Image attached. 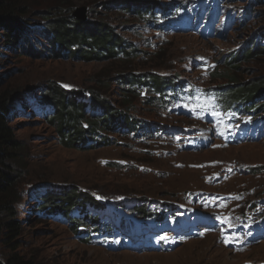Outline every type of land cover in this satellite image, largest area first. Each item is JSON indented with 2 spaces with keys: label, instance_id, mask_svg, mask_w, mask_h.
<instances>
[{
  "label": "rangeland",
  "instance_id": "obj_1",
  "mask_svg": "<svg viewBox=\"0 0 264 264\" xmlns=\"http://www.w3.org/2000/svg\"><path fill=\"white\" fill-rule=\"evenodd\" d=\"M20 1L30 31L0 49V90L13 93L8 121L22 145L17 201L3 217L19 222L17 251L41 264H264V89L247 97L264 87V53L245 56L264 45V0ZM140 1L153 12L136 13ZM60 18L104 24L126 53L55 54L42 32ZM123 75L145 79L131 98ZM51 89L86 105L97 95L140 128L65 142ZM66 190L82 193L89 225L40 207L47 191ZM10 247L0 241V259Z\"/></svg>",
  "mask_w": 264,
  "mask_h": 264
},
{
  "label": "trees",
  "instance_id": "obj_2",
  "mask_svg": "<svg viewBox=\"0 0 264 264\" xmlns=\"http://www.w3.org/2000/svg\"><path fill=\"white\" fill-rule=\"evenodd\" d=\"M144 3L146 2L140 1V5L138 3L137 5L133 4L136 7V13L151 14L153 5L143 7L141 4ZM125 4L127 6L132 5L129 2H125ZM26 13H28V10L22 1L0 0V49L1 46L12 47L17 45L19 41L26 40V32L30 31L26 27L27 19L24 17ZM54 22L45 24L42 35L47 38V41L49 40V44L55 54H60V51L65 48H68L69 51L73 48V51H71L73 54L82 52L85 58L97 60L113 58L118 53H126L124 47L120 45V40L104 24L94 28L89 23L83 25L72 18L69 20L60 18ZM258 53H264V45L257 47L256 44H253V46L245 49L246 57ZM236 58L237 56L232 55L228 64H232ZM151 78V85L156 90L162 89L161 85L164 80L155 76H151ZM120 79L122 83L125 82L127 84V88L123 90L129 92L127 96L130 98V93L133 92L132 86L136 82L137 84L145 82L144 77L140 76L129 77L128 75H123ZM256 87H258L256 90L248 92L249 95L247 97L250 98L259 90L264 89L261 85H256ZM170 88H173V86H170ZM241 91V93L246 94V91ZM50 95L53 97H48V100L54 108L52 120H58L60 136L65 142L71 139L75 141L76 145L84 144L88 140L96 142L95 136L102 129H113L119 133L125 131L129 134H135L134 132L140 128L139 119L134 118L128 112H113V109L104 105L103 100L97 95H92L88 105L80 100L81 96L79 93H77V97L71 98L73 100L72 103L71 101H64L63 97H60L54 89H51ZM12 96L13 93L0 90V241L11 246L8 252L2 255L0 264H41L37 260L24 256L17 251V245L10 241L15 237L19 222L17 220L7 221L3 218L6 214L11 213V204L17 201L16 184H14L13 179L15 178L14 173L16 174L15 169L20 166L21 159L19 154L22 150V145L15 137L8 121L9 102ZM128 103L129 101L124 102V104ZM260 106L262 104L258 106L251 104L249 107L254 110ZM106 141L101 140L100 142L106 144ZM81 196V192L74 190H66L60 194L47 191L41 199L40 207L46 214H59L69 224H75L76 221H79L84 225H89V221L83 219L89 213L84 205L86 202L84 199L79 198ZM73 208L78 212L76 215L72 214ZM91 218L92 221H95L97 217L92 216Z\"/></svg>",
  "mask_w": 264,
  "mask_h": 264
},
{
  "label": "snow or ice",
  "instance_id": "obj_3",
  "mask_svg": "<svg viewBox=\"0 0 264 264\" xmlns=\"http://www.w3.org/2000/svg\"><path fill=\"white\" fill-rule=\"evenodd\" d=\"M213 106H214V98H213ZM198 107H204V106L198 105ZM211 114L217 119V123H223V121L221 119V117H222L223 114L221 112L213 111ZM223 219H224V222H227V219L228 218H223ZM225 242H229V241H225Z\"/></svg>",
  "mask_w": 264,
  "mask_h": 264
},
{
  "label": "water",
  "instance_id": "obj_4",
  "mask_svg": "<svg viewBox=\"0 0 264 264\" xmlns=\"http://www.w3.org/2000/svg\"><path fill=\"white\" fill-rule=\"evenodd\" d=\"M83 13H84V10H83V8H82V9H80V10H79V9L76 10V13H74V14H75V16H76L78 19L84 20Z\"/></svg>",
  "mask_w": 264,
  "mask_h": 264
},
{
  "label": "bare ground",
  "instance_id": "obj_5",
  "mask_svg": "<svg viewBox=\"0 0 264 264\" xmlns=\"http://www.w3.org/2000/svg\"><path fill=\"white\" fill-rule=\"evenodd\" d=\"M194 225V224H193ZM200 225V224H199ZM199 228V227H198Z\"/></svg>",
  "mask_w": 264,
  "mask_h": 264
}]
</instances>
